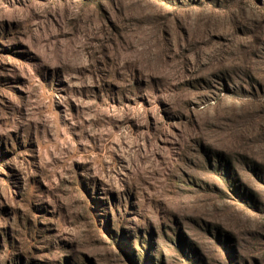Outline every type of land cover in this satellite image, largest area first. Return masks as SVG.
Wrapping results in <instances>:
<instances>
[{
    "label": "rangeland",
    "instance_id": "1",
    "mask_svg": "<svg viewBox=\"0 0 264 264\" xmlns=\"http://www.w3.org/2000/svg\"><path fill=\"white\" fill-rule=\"evenodd\" d=\"M0 264H264V0H0Z\"/></svg>",
    "mask_w": 264,
    "mask_h": 264
}]
</instances>
